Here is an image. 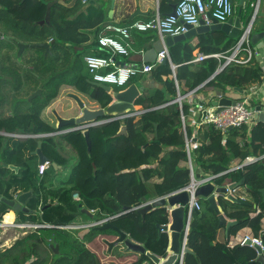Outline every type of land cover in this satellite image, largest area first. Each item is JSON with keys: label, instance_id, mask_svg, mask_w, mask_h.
Here are the masks:
<instances>
[{"label": "trees", "instance_id": "16d2710c", "mask_svg": "<svg viewBox=\"0 0 264 264\" xmlns=\"http://www.w3.org/2000/svg\"><path fill=\"white\" fill-rule=\"evenodd\" d=\"M54 1L47 19L48 6ZM70 2L0 0V132L48 134L26 139L0 134V221L6 218L18 220L20 216L25 222L43 224L38 221L42 204L46 223H72L80 209V202L73 198V193L78 192L83 205L99 210L102 217L119 215L114 222L121 230L148 251L166 258L169 236L159 230V225L168 223L167 209L158 207L143 218L137 208L191 183L186 141L193 137L194 128L189 124L184 128L182 116L187 118L193 108L187 100H183L182 107L174 100L179 94L194 90L211 93L240 88L248 92L250 87L263 82L264 69L257 58L245 65L230 63L218 73L222 60L215 57L193 63L196 50L205 54H230L233 51L239 39L223 31L201 33L196 44L193 43L194 36L177 41L169 47L170 58L177 65L176 71L169 62H155L150 72H140L132 77L128 86L136 83L143 87L135 102L138 107L135 111L139 114L91 128L92 153L89 155L81 131L57 134V126L42 116L64 85L97 101L102 108L113 100L110 93L92 82L85 63L87 55L114 57L111 49L100 47L98 42L102 30L110 24V0H97V5L89 4L90 0L87 3L79 0L75 6L68 7ZM169 2L164 0L163 5H169ZM79 3L83 4L77 8ZM256 3L257 0H250L243 8L241 18L246 26L253 17ZM41 21L45 22L41 24ZM14 39L22 43L51 40V53L46 54L43 48H27L18 56ZM151 79L157 86L146 84L145 81ZM38 89H42V94L29 100ZM114 89L122 88L117 86ZM251 104L260 105L255 98ZM123 124L127 133L116 136ZM196 137L198 146L194 150L192 165L197 178L212 176L218 186L245 179L246 198L238 196L243 203L232 202L225 196L218 197L226 215L238 221L232 227V233L246 226H251L257 235L264 231V122L257 121L250 132L247 126L229 130L226 139L214 125L203 123ZM39 140H42L44 154L59 165H65L69 160L59 149L70 157L74 155L70 178L50 186L47 171L42 177L39 175L36 156L32 154ZM245 140V145L241 146ZM248 156L259 159L235 168ZM10 164L19 166V172L9 168ZM50 169L55 176L56 169L53 166ZM26 192L33 193L28 202V213L17 212L3 201ZM49 196L54 203L52 207L49 206ZM200 200L204 203L203 210L192 216L188 238V247L195 254L186 253L184 264H216L211 260L251 264L249 261L256 257L253 249L243 256V247L230 248L227 242L217 241L218 214L204 199ZM256 206L261 211L251 217ZM261 238L264 243V235ZM60 239L68 250L74 251L72 235H61ZM29 258L28 237L0 251V264H28ZM148 260L144 254L131 264H144ZM85 264H90V260Z\"/></svg>", "mask_w": 264, "mask_h": 264}, {"label": "built area", "instance_id": "2783aa9c", "mask_svg": "<svg viewBox=\"0 0 264 264\" xmlns=\"http://www.w3.org/2000/svg\"><path fill=\"white\" fill-rule=\"evenodd\" d=\"M83 3H87L88 0H82ZM176 9L174 14L161 15L160 12H157L153 18L148 21H136L128 27L117 26L108 24L102 30L101 35L99 36L98 42L99 46L102 48L111 49L114 54L129 55V49L127 45L122 41L121 38L115 36L114 33L120 35L123 39L129 40L132 37V30H137L139 32H146L149 30H155L159 32L161 37L164 39L166 35L177 36L185 34L189 30V25L198 26L201 21H204L207 25L212 23L213 19L218 20L220 23H225L235 12V5L233 0H178L176 3ZM250 31L249 30L241 39L240 43H237L235 48L230 54L227 53H213L205 54L203 52L199 53L196 61H203L209 57H215L219 60H222L218 72H220L225 66L230 63L237 64H248L252 59L258 57L259 49H254L250 41ZM50 42V40H49ZM169 51L167 46L158 53L156 63H161L165 59H169ZM85 63L87 69L89 70L93 81L105 83L108 85H115L124 90L128 87V84L132 77L136 76L140 72H150L154 65H144L138 67L134 64H123L119 65L112 56H99V55H87L85 57ZM264 85V78L261 84H256L250 87L249 91H243L242 97L235 99L236 103L232 105L225 106L222 110L218 111L217 106H213L211 103L205 102H196V106L201 111L202 119L197 123L199 127L201 124H212L215 128L219 129L225 136L229 127L242 128L243 126L248 127V132H250L251 127L258 121L255 119L254 114L256 112V107L252 106V99L257 93L260 86ZM193 91L186 95H181L174 100L178 102L180 107H182L183 100L191 95ZM139 114L138 112H126L122 115L121 119L132 117ZM111 118H101L96 121L89 123L76 125L75 129L69 130L63 129L60 130V134L68 133L71 131L79 130L83 133L85 129H91L94 127H99L105 123L110 122ZM183 126L186 127L187 121L184 116H182ZM12 136H19L12 134ZM38 137L39 135H33ZM245 141L241 142V146L245 145ZM198 146V140L196 134L193 135L191 139L186 141V149L189 156V164L193 173L192 157L194 150ZM259 157L248 156L242 163L238 164L235 168H242L251 163L257 161ZM51 166L50 162H45L44 164H39V172L47 171L48 167ZM213 177L208 176L203 179H194L186 189L194 195L195 189L203 183L212 181ZM192 180V179H191ZM227 186V185H226ZM73 198L80 200L81 197L78 192L73 193ZM194 209L200 210L201 203L197 198H192L189 205V214L187 216V221L182 233V247L178 258V264H184V258L186 255V249L188 248V238L190 234V225L192 220V212ZM170 211L168 213V223L164 224L168 226L166 231L169 236V241L171 242V231L169 227L172 223L170 217ZM259 211V210H258ZM259 245L262 250H264V243L261 236L251 237L246 236L241 240V244L247 245ZM171 244V243H170ZM170 244L169 248L170 249ZM170 251V250H168Z\"/></svg>", "mask_w": 264, "mask_h": 264}, {"label": "water", "instance_id": "95a60500", "mask_svg": "<svg viewBox=\"0 0 264 264\" xmlns=\"http://www.w3.org/2000/svg\"><path fill=\"white\" fill-rule=\"evenodd\" d=\"M79 0H71L70 3L67 4L68 7H73L77 4ZM56 1L52 2L48 6V15L47 19L50 17V11L51 7ZM234 2V0H233ZM89 4L97 5V0H90ZM116 0H111V11L109 12V16L112 14L113 9L115 7ZM244 4V0H240V7L238 8V11L234 12V14L228 19L225 23H220L218 20L213 19L212 23L210 25H207L204 21H201L198 26L189 25V30L185 34L177 35V36H171L167 35L165 37V41L168 47L172 45L175 41H182L187 38L195 36L197 33H203L208 32L210 30H221L225 34L229 35L232 38L239 39L238 43H240L242 37L249 31H250V41L254 49H262L264 48V23L261 27L260 31H256L253 29V23L256 11L254 12L253 18L249 25L243 29L242 22H241V14H242V5ZM172 11L169 13H165L163 15H169L174 14L176 9V3H172ZM140 12V11H139ZM45 21H41L40 23L43 24ZM18 46V56H21V54L27 49V48H43L46 50L47 53H51V43L53 41H46L42 43H22L19 41H16ZM170 59L163 60V63L170 62ZM218 71V70H217ZM95 85L100 86L105 89L108 93L112 95V102L105 108H97V109H91L88 106L85 105L84 100L75 93H70L69 96L74 100L75 108H77L80 111L79 115L71 116V117H62L58 114V112L55 113L57 117V128L59 131L57 134H60V130L68 129L73 130L75 129L76 125H81L85 123H89L92 121H96L101 118H106V116L111 117V120L114 119H121L122 115L126 112H136L135 110V102L136 99L140 96L142 88L138 87L135 83L130 84L126 89L124 90H115L112 88L111 85L92 81ZM235 90L239 91L240 93L243 92L240 88H235ZM42 94V89H38L35 93H33L29 100H32L36 98L37 96H40ZM236 100L231 99L229 97H226L224 95V92L222 91H216L215 97L212 100L211 104L213 106H217V110H222L225 106L235 104ZM254 117L256 120L264 122V111H262L261 106L256 107V112L254 114ZM232 127H229V130H232ZM127 133V127L125 124H123L120 128V131L116 134V136H120ZM0 134L3 135H9L5 132H0ZM48 135L43 134L41 137ZM83 135L85 137L86 143H87V152L89 155L92 153V140L90 137V129H85L83 131ZM158 137V129L156 125V138ZM158 142V141H156ZM59 152L69 159V156L64 154L60 149ZM33 155H36L38 158L39 164H44L45 162H50L51 166L58 171L59 169H62V165H59L56 162H53L48 156H46L42 150V140L38 141V147L37 149L32 152ZM9 168L12 170H19L18 166L15 165H9ZM195 179L194 175L192 174V180ZM245 179H242L238 182L230 183L227 186H217L212 181L200 184L194 191V195L185 188L180 189L174 193H171L167 196H162L160 198H156L154 200L148 201L137 208L138 212L142 214L143 218H145L146 214L158 207H165L167 210L170 211V217L172 219V223L169 227V230L171 231V244H170V254L167 256L166 259H162L160 256H157L156 254L152 253L151 251H148L144 245H142L139 242H136L134 239L130 237L128 233L125 231L119 230L117 227H115L116 230H118L119 237L115 240L114 243H112V246H116L118 248L119 253L125 254V253H134L139 255L146 254L149 257L148 264H176L178 262L179 254L182 247V233L185 227V223L187 221V209L189 211V205L191 199L194 198H204L208 203V207L210 209H213L219 217L220 225H226L227 228H230V226L235 225L236 221H227L225 218V215L221 213L219 204H218V197L219 196H225L228 200L235 202V203H243L244 201L241 199H238L232 192L235 191L238 187H241L245 185ZM262 192L264 194V189H262ZM53 203L50 200L49 206L52 207ZM201 211L194 209L192 214H199ZM119 215H116V217ZM105 226L99 227V229H103ZM160 231H167L168 226L167 225H159ZM250 244V242H248ZM255 248L260 253V258L262 256V248L259 245H255ZM186 253H193L195 252L191 250L189 247L186 249ZM117 257V256H116ZM113 264H118L116 261Z\"/></svg>", "mask_w": 264, "mask_h": 264}, {"label": "crops", "instance_id": "0c3cea01", "mask_svg": "<svg viewBox=\"0 0 264 264\" xmlns=\"http://www.w3.org/2000/svg\"><path fill=\"white\" fill-rule=\"evenodd\" d=\"M163 1L162 0H116V4H115V7L113 9V12L109 16L110 24L111 25L128 27V26H130L132 23H134L136 21H148L151 18H153V16L157 12H160L161 15L171 12L172 11V5L171 4L172 3H177V1H175V0H170V2H169L170 4L169 5L168 4L167 5H163ZM248 2H250V0H244V4L242 5V11H243V8L245 7V5L248 4ZM234 5H235V11L237 12L238 8L240 7V0H234ZM111 9L112 8H111V0H110L109 12L111 11ZM255 11H256L255 16H259L260 13H261L262 22L260 23L258 29L256 30V31H260L261 27H262V25L264 23V0H257L256 6H255ZM241 22H242V26H243V29H244L246 24L242 21V18H241ZM253 29H254V25H253ZM210 31H216V30H210ZM218 31H221V30H218ZM131 32H132V37L129 40H125L120 35L114 33L115 36H118L119 38H121L122 41L127 45L128 49H129V55L126 56V55H121V54L117 53V54H114L113 58L116 59V61H117V63L119 65H123V64H126V63L127 64H134V65H136L138 67H142V66L147 65V64L148 65H153L157 61L158 53L165 47V45L167 46L166 41H165V37L167 35L163 39L161 37V35L159 34V32H157L155 30H149V31H146V32H139L137 30H132ZM203 33H205V32H203ZM199 34H201V33H197L194 36L195 37L193 39V43L194 44H196L198 42V40H199L198 39V35ZM175 42H177V41H175ZM175 42H173V43H175ZM167 48H168V51H169V47L168 46H167ZM259 52L260 53H259L258 57H256V58L259 60L260 64L262 65V67L264 69V48L259 49ZM199 53H201L199 50H196L194 52L195 58L193 59V63L200 62V61H196L197 56H198ZM169 59L171 60L170 57H169ZM169 63L171 64V66L173 68V71H176L177 65L174 64V62L172 60ZM145 82H146V84L148 86H152V87L153 86H157L156 82L154 80H152V79L151 80H147ZM136 85L138 87L142 88V90H143V87L139 86L138 84H136ZM64 86H66V85H64ZM61 90H62V88H61ZM74 90H75V88H74ZM71 93H75V94L79 95L84 100L85 105L88 106L89 108H91V109L101 108L97 101L92 100L87 95L80 94L76 90L72 91ZM141 93H142V91H141ZM215 93L216 92L204 93V92H200V91L198 92L197 90H194L191 95L186 97L185 100H187L189 103H191L192 108H193L192 111H191V114L188 115V117L186 118V121H187V124H189L192 128H194V135L197 133V130L199 128L197 126V123L202 119L201 111L196 106V102H198V103H200V102H209L211 99H214ZM69 94L70 93L67 94V97H69V99H71V101H73L72 102L73 104L67 103V100L64 99L66 104L65 103L61 104V106L63 107L62 109H63V111H64V113L66 115L62 116L60 113H58L62 117H71V116H76V115L80 114V111L77 108H75L74 104H76V103H74V100L69 96ZM224 95L226 97H229V98L235 100V99L241 98L243 94L240 93L239 91L235 90V88H230L227 92H224ZM254 98H255V100L259 101L260 105H258V106H261L262 107V111H264V85L259 87V89H258L257 93L255 94ZM57 100H58V102H60V99H57ZM86 100H88V101L86 102ZM49 107L50 106H48L44 110L42 116L49 123L55 124V126H57V123H58L57 118L53 114H51L52 117L47 115L48 112L50 111ZM137 109H138V107L135 105V110H137ZM136 112L139 113V111H136ZM200 117H201V119H200ZM15 135H19V136H13V137L26 139V138H29V137L42 138L41 135H43V134H38L39 135L38 137H36V136L34 137L31 134H29V135L28 134H15ZM249 135L250 134H248V139L250 138ZM9 136H12V134H9ZM227 137H228V133L224 136V139H226ZM34 156H36V155H34ZM69 158H70V156H69ZM34 159L36 160L37 166H38L39 162H38L37 156ZM10 165H14V164H10ZM60 170H62V169H59L58 171H60ZM18 172H19V170H18ZM39 175H40V173H39ZM40 176L42 177V175H40ZM194 177H195V179H200V178H197L195 175H194ZM243 186L238 187L235 191L232 192L237 198H238V196H241V199L246 198V192H245V188ZM32 196H33V193H32ZM30 198L28 199V201H27V203L25 205L26 208L29 209V211H30V206H28V202H29ZM201 199H204V198H201ZM50 200H51V198L49 196V202H50ZM198 200L201 203L200 211L202 212L204 203H203L202 200H200V198H198ZM204 201H205V203L207 202L205 199H204ZM41 203H43V201H41ZM207 204H209V203L207 202ZM218 204H219V201H218ZM219 207H220L221 213H223L225 215V218L227 219V221H236V224L238 223V221L236 219L230 218V217H228L226 215V213L224 212V210L220 206V204H219ZM256 208H257V210L251 214V217H255L258 213H260L261 208L259 206H256ZM28 212H24V213H28ZM187 212H188L187 213V216H188V214H189L188 209H187ZM193 215L194 214H192V216ZM43 216H44V212H43L42 204H41L40 205V209H39L38 221L40 220L39 222H44L43 224H45L46 222L43 219ZM18 217H20V216H18ZM13 221L21 223V224H14V223L12 224V223L0 222V229H2L3 227H5L4 229L12 228L11 229V239H9V241L11 243H9V241L7 239H5V240L2 239L3 238L2 237L3 234H2V236L0 235V246H1L0 251H3L4 249L10 248V247H12L14 245L16 239L19 236H21V235L17 234V233H19V230H22V232L24 234V229L23 228H16V225L23 226L22 224H27L28 222H30V221H26L25 222V221H23L22 219H19V218H18V220H14L13 219ZM219 222H220V220H219ZM262 225L264 226L263 222H262ZM233 226L234 225L230 226V228H227L226 225H220V223H219L217 241L218 242H227L228 246L230 248H234L235 246L243 247L242 250H241V252L243 253V256H247L250 253L251 249H253L256 252V257L252 258L249 261V263H251V264H257V263L264 264V250H262V256L260 258V253L255 248V245H249V244L243 245V244H241V240L244 237H246L247 235L251 236V237H259V236L262 237V235H264V231L261 230L259 232V234H258L259 236H258L251 226H246V227L241 228L240 230H238L235 234H233L232 233V227ZM170 243L171 242L169 241V244ZM168 248H169V246H168ZM251 252H253V251H251ZM170 253L171 252L168 251V255ZM131 255H133L134 258H132ZM116 256L117 257H115V261L118 264H130L131 262H133L136 259H138L140 255L139 254H134V253L120 254L119 251H116ZM161 258L162 259H166L167 257L166 258L161 257ZM211 261H213L216 264H226L225 261H221V262L217 261V260H211ZM144 264H148V262L146 261Z\"/></svg>", "mask_w": 264, "mask_h": 264}, {"label": "flooded vegetation", "instance_id": "af4514ba", "mask_svg": "<svg viewBox=\"0 0 264 264\" xmlns=\"http://www.w3.org/2000/svg\"><path fill=\"white\" fill-rule=\"evenodd\" d=\"M76 201L80 202V209L72 223L58 224L48 221L45 224L28 222L22 224L23 226L16 225V228L25 230L14 244L28 237L30 244L28 264H66L68 261L69 264H85V261L89 260L90 264L115 262L116 251H119L116 246H112L119 237L115 227L121 230L114 222L116 217H102L99 210L83 205L81 199ZM51 202L53 203L52 199ZM103 225L105 228L99 229ZM66 234L73 237L74 251L68 250L60 239L61 235Z\"/></svg>", "mask_w": 264, "mask_h": 264}, {"label": "rangeland", "instance_id": "374dc122", "mask_svg": "<svg viewBox=\"0 0 264 264\" xmlns=\"http://www.w3.org/2000/svg\"><path fill=\"white\" fill-rule=\"evenodd\" d=\"M81 4H83V3H79V5H77L76 7L77 8L80 7ZM261 22H262V17H261V13H260L259 16H255V18H254V23H253L254 30H257L258 29V27H259V25H260ZM88 54H90V53H88ZM111 86L114 87V88H117V86H115V85H111ZM72 91H75L73 87H71V86H63L62 87V90H61V92L59 94V96L57 98H55L54 100L51 101V103L49 105L50 106L49 107L50 108V111L48 112L47 115L50 116V117H52L51 114H53L56 117V115H55L56 112L60 113L62 116L66 115L64 113L63 109H62L63 107L61 106V104H64L65 103V100H67V103L73 104L72 103L73 101H71V99H69V97H67V94L68 93H71ZM57 99H60V102H58ZM87 101L88 100H86V102ZM74 162H75L74 155H72V157L69 158V160L67 161V163L64 166H62L63 167L62 170L57 171V173L55 172L56 173L55 176L53 175V171L50 169V166H49L48 169H47V173L49 174V184H50V186L51 185L54 186L55 185L54 182H57V181L59 182L60 180H66V179L70 178L71 171H72L71 168L74 165ZM18 218L21 219L20 217H18ZM4 228L5 227H3L2 229H0V235L2 236V234H3V236H2L3 238L2 239H4V240L7 239L9 241V239H11V229L12 228H9V229H4ZM17 234L22 235L23 234L22 230H19V233H17ZM9 243H11V242L9 241ZM0 248H1V246H0ZM131 257L134 258L133 255H131Z\"/></svg>", "mask_w": 264, "mask_h": 264}, {"label": "bare ground", "instance_id": "6f19581e", "mask_svg": "<svg viewBox=\"0 0 264 264\" xmlns=\"http://www.w3.org/2000/svg\"><path fill=\"white\" fill-rule=\"evenodd\" d=\"M46 171L44 172H39L40 175H44ZM32 196V192H26V193H23L19 196H16L15 199H7V198H4L3 201L8 204L10 207H12L15 211L17 212H28L29 209L26 208V203L28 201V199ZM0 222H6V223H14V224H21V223H18V222H15L13 220H9V219H5L3 221H0Z\"/></svg>", "mask_w": 264, "mask_h": 264}]
</instances>
